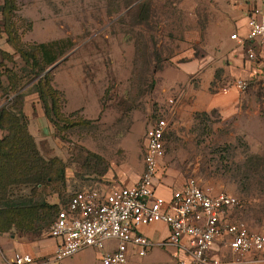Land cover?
Segmentation results:
<instances>
[{
    "label": "rangeland",
    "instance_id": "374dc122",
    "mask_svg": "<svg viewBox=\"0 0 264 264\" xmlns=\"http://www.w3.org/2000/svg\"><path fill=\"white\" fill-rule=\"evenodd\" d=\"M14 1L17 11L7 13L13 23L8 33L1 27L0 12V52L6 53L0 54V108L11 109L10 102L16 97L13 81L20 85L19 93L33 100L37 99L35 85L46 73L58 72L66 89L71 84L66 69L76 73L79 83L88 85V100L78 104L85 107L91 120L81 111L69 117L65 105L62 111L67 121L57 128L52 125L54 131L47 137L35 139L42 155L57 160L64 174L55 184L42 188L41 197L49 205L61 206L83 185H112L126 168L128 177L143 170L146 129L169 108L170 99H175L178 107L182 99L180 87L173 84L176 79L184 80L183 73L164 68L190 59L184 56L174 61L188 48L201 56L206 51L202 42L186 43L185 33L210 22L220 23L221 7L227 14V4H231V0H149L136 9L140 1L129 6L132 0ZM258 1L264 7V0ZM3 4L0 1V9ZM235 32L233 25L225 24L216 34L230 39ZM60 39L71 40L74 48L52 71L47 69L36 77L16 53V47L27 49ZM228 46L233 48L232 43ZM212 53L217 56L218 69L211 94L218 84L233 79L225 73L230 61L224 56L227 51L220 53L213 48ZM199 81L192 79L190 84L199 88ZM178 112L169 117L173 134L167 144L161 182L166 178L196 179L217 192L232 194L242 203V208L234 211V219L264 233V79L251 83L240 105L221 103L192 114ZM13 113L19 117L16 110ZM6 135L7 131L0 130V140ZM22 192L29 194L30 190ZM41 200L37 196L34 201L39 204ZM49 229L35 234L13 228L9 234L49 237ZM171 259L166 250L155 248L146 257H132L129 264H173ZM63 264L102 263L95 249H86Z\"/></svg>",
    "mask_w": 264,
    "mask_h": 264
},
{
    "label": "built area",
    "instance_id": "2783aa9c",
    "mask_svg": "<svg viewBox=\"0 0 264 264\" xmlns=\"http://www.w3.org/2000/svg\"><path fill=\"white\" fill-rule=\"evenodd\" d=\"M247 34L231 39L247 48L253 80L264 79V7L248 12ZM251 82L234 79L217 87L218 93L245 94ZM146 129L143 142L144 172L130 187L88 188L75 191L50 226V236L58 240L53 257L43 264H63L86 249L100 253L102 264H128L131 257H145L154 247H175L185 255L179 264H248L254 253L264 251V233L234 219L242 208L240 199L217 192L189 179L185 187L167 199L156 193V180L166 157L168 136L173 133L170 118L176 100ZM164 223L169 237L156 244L141 228ZM30 254L16 253L13 264H34Z\"/></svg>",
    "mask_w": 264,
    "mask_h": 264
},
{
    "label": "crops",
    "instance_id": "0c3cea01",
    "mask_svg": "<svg viewBox=\"0 0 264 264\" xmlns=\"http://www.w3.org/2000/svg\"><path fill=\"white\" fill-rule=\"evenodd\" d=\"M260 3L261 2L258 0H231V4H227V11L229 13L224 14V11L226 12V10H224L223 6L221 7L223 14H221L222 21L220 23L210 22L203 28L198 26L188 30L185 33L184 39L186 43L197 45L202 42V45L206 51L201 56H196L195 51L192 48H188L182 54L177 55L174 58V61L176 60L177 62L184 56H190V59H188L186 62H181L176 67L167 66L164 68H174L181 71L184 75V80H187V82H185L183 79L174 80L173 85L180 87L179 94L182 98L180 104L178 101L179 107L176 106L175 114L178 111L180 115H185L187 112L192 114L194 112L216 108L220 106L221 103H234L240 105V102L244 101L245 94L232 92L230 94L224 95L218 93L216 89L218 86H220L219 84L217 87H215L216 92L214 90L213 94L209 93L211 84L215 79L216 70L218 69V63L215 61L217 56L213 55L212 49L215 48V50L217 52L219 51L220 53L221 51H227L224 56L228 57L230 61L228 65L224 67L226 70V76L230 75L233 78L231 80L246 79L252 83L254 80L251 76V63L247 59V50H245L246 46L240 45L237 41L232 40V34L230 35V39L228 35L223 38L220 37V35L218 36L216 34V31L223 25L230 24V26L233 25L235 27V33H238L242 38L245 37L248 30V12L254 7H261ZM228 43H232L233 48L230 49ZM66 71L69 75L68 79L71 81V84L68 85L70 88L66 89L65 86L60 84L62 80H60L58 72L55 74L54 86L55 88L64 92L67 100L66 106L69 107V110L67 112L73 113L76 111H81V114L85 119L91 120L92 117L87 116L85 107L80 106L81 104H78L83 103V100L85 98L86 100H88L87 83L82 85L81 83H79L80 80H78L79 78L76 76V73L74 71V73H71L70 71H68V69H66ZM192 79L200 80L199 88H195L194 85L190 84V80ZM183 83L186 84L184 85ZM78 94L80 97L78 96ZM75 100L78 101L75 103ZM99 109L100 111L97 115H99L101 112L100 107ZM24 114L29 119V132L36 140L39 135L42 137H47L48 134H51L54 131L52 124L47 119L44 109L39 102L38 96L37 99L34 98V100L32 98H25ZM127 170L128 168L124 169L120 173L119 177L117 178L116 184L99 185L98 183V185L96 186L83 185L82 187L79 186L81 187L79 190L88 188L107 189V187L110 188L114 186L130 187L136 185L143 175L144 168L140 172L136 171L130 177L127 176ZM186 183L187 181L182 178L175 180L166 178L161 182L159 175L156 180V193L160 196L170 199L173 192L183 189ZM141 233L156 244H161L166 241L170 234L168 226L164 223H157L142 227ZM58 242V240L50 236V232L49 237H44V235L37 237L31 235L24 236L16 233L0 234V264H13L14 256L16 253L30 254L35 260L34 264H43V262L48 261L53 257ZM155 248L166 250L171 256V261L173 262V264H179L178 259L175 258V255L179 256L180 258L185 257V255L178 251L175 247L168 246L154 247L148 253V255L152 253ZM97 255L100 260V253L98 251ZM135 256L136 255L132 257ZM248 258L254 261L248 264H264V251L254 253Z\"/></svg>",
    "mask_w": 264,
    "mask_h": 264
},
{
    "label": "trees",
    "instance_id": "16d2710c",
    "mask_svg": "<svg viewBox=\"0 0 264 264\" xmlns=\"http://www.w3.org/2000/svg\"><path fill=\"white\" fill-rule=\"evenodd\" d=\"M0 1L4 2L0 9L3 16L1 27L4 26L8 33L13 23L7 13L12 15L17 11V6L14 0ZM138 1L140 3L136 9L149 4V0H132L128 6ZM29 47H16V53L26 65L31 66L36 77L58 63L74 48V44L71 40L60 39ZM54 78L52 73H46L35 86L47 119L57 128L60 123L67 121L62 111L67 100L64 92L55 88ZM18 81L21 82L20 79ZM13 82L12 91L16 97L10 102L11 109L8 110L6 106L0 108V130L8 133L0 140V234L10 233L13 228L22 233L39 234L42 229L50 228L60 210L67 205H49L41 197L42 188L55 184L64 174L58 169L57 160L42 155L35 138L30 134L29 119L24 114L25 94L19 93L20 85ZM15 110L19 117L13 113ZM77 112L71 113L69 117ZM172 134L168 136V143ZM24 189H29V194H24ZM37 196L42 198L39 204L34 201Z\"/></svg>",
    "mask_w": 264,
    "mask_h": 264
},
{
    "label": "water",
    "instance_id": "95a60500",
    "mask_svg": "<svg viewBox=\"0 0 264 264\" xmlns=\"http://www.w3.org/2000/svg\"><path fill=\"white\" fill-rule=\"evenodd\" d=\"M62 60H64V59H62ZM62 60L59 61L58 63H56L55 65H53L51 68H49V70L47 72L52 71L56 66H58L62 62Z\"/></svg>",
    "mask_w": 264,
    "mask_h": 264
}]
</instances>
